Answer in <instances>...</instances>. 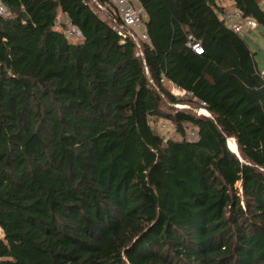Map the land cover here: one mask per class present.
Instances as JSON below:
<instances>
[{
	"label": "trees",
	"instance_id": "1",
	"mask_svg": "<svg viewBox=\"0 0 264 264\" xmlns=\"http://www.w3.org/2000/svg\"><path fill=\"white\" fill-rule=\"evenodd\" d=\"M136 1L143 56L109 0H5L0 264H264V69L219 0ZM229 1L264 27L260 0Z\"/></svg>",
	"mask_w": 264,
	"mask_h": 264
},
{
	"label": "built area",
	"instance_id": "2",
	"mask_svg": "<svg viewBox=\"0 0 264 264\" xmlns=\"http://www.w3.org/2000/svg\"><path fill=\"white\" fill-rule=\"evenodd\" d=\"M116 10L118 18L113 19L109 25L114 29L117 34L121 37L120 41L123 42L127 38H131L136 46V55L143 56V44L149 41V35L144 22L145 12L144 10L135 2V0H109ZM262 9L264 10V0H260ZM100 9L103 6L98 4ZM8 7L5 0H0V16H6L8 14ZM217 16L222 20L228 28L239 34H246L250 31L256 30L259 27L258 22L250 16L245 15L239 8H232L230 10H222L217 12ZM65 25V33L67 38L80 40L83 38L81 31L72 24L68 19L62 22ZM61 23L56 20V25ZM195 53H203V47L198 41L190 40L187 43ZM161 82L165 81V78L161 76ZM172 93L181 92L182 94L191 95L177 86L172 84L170 88ZM205 102L200 101V105L194 111L197 114L209 115V112L204 107ZM177 107H188L187 105L176 104ZM188 140L195 139V130H188Z\"/></svg>",
	"mask_w": 264,
	"mask_h": 264
},
{
	"label": "rangeland",
	"instance_id": "3",
	"mask_svg": "<svg viewBox=\"0 0 264 264\" xmlns=\"http://www.w3.org/2000/svg\"><path fill=\"white\" fill-rule=\"evenodd\" d=\"M60 23H62L64 20L61 17V14L59 18L57 19ZM56 28L59 30H63V27L61 25H56ZM242 37L246 40V42L249 44L251 50L254 52V59L257 62V65L259 68L264 67V27L259 26L257 30L252 31L249 34H242ZM72 42H79L80 40L76 39H70ZM174 95L181 96L183 99H190V95L188 94H182L181 92L173 93ZM182 106L183 105H189L193 110L197 109L199 105H195V103H179ZM188 106V107H189ZM180 108V107H179ZM187 108V107H184ZM152 127L164 138L167 137H176V133L174 130V126L171 122L165 120L164 118L156 119L155 121H152ZM229 145V144H228ZM1 234V229H0Z\"/></svg>",
	"mask_w": 264,
	"mask_h": 264
},
{
	"label": "crops",
	"instance_id": "4",
	"mask_svg": "<svg viewBox=\"0 0 264 264\" xmlns=\"http://www.w3.org/2000/svg\"><path fill=\"white\" fill-rule=\"evenodd\" d=\"M135 2L137 3V1L135 0ZM224 9L223 10H230L232 8H234V6L232 5V3L229 0H219L218 2ZM138 4V3H137ZM61 17L63 18V20H66L67 17L64 14H61ZM259 28V27H258ZM257 30V29H256ZM254 31V30H253ZM252 31H250L249 33H251ZM249 33H246L249 34ZM245 35V34H244ZM257 63V62H256ZM258 66V65H257ZM259 68V67H258ZM260 70H263L264 67L259 68ZM172 86V83L170 84V87Z\"/></svg>",
	"mask_w": 264,
	"mask_h": 264
},
{
	"label": "bare ground",
	"instance_id": "5",
	"mask_svg": "<svg viewBox=\"0 0 264 264\" xmlns=\"http://www.w3.org/2000/svg\"><path fill=\"white\" fill-rule=\"evenodd\" d=\"M228 144L231 150L236 151V142L234 141V138H228Z\"/></svg>",
	"mask_w": 264,
	"mask_h": 264
},
{
	"label": "water",
	"instance_id": "6",
	"mask_svg": "<svg viewBox=\"0 0 264 264\" xmlns=\"http://www.w3.org/2000/svg\"><path fill=\"white\" fill-rule=\"evenodd\" d=\"M228 146V145H227ZM229 148V147H228ZM230 149V148H229ZM231 150V149H230ZM231 151H233V150H231ZM234 153H236L237 154V151L236 152H234Z\"/></svg>",
	"mask_w": 264,
	"mask_h": 264
}]
</instances>
